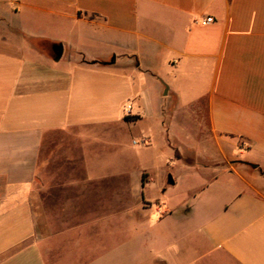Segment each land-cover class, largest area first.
<instances>
[{
	"label": "crops",
	"instance_id": "0c3cea01",
	"mask_svg": "<svg viewBox=\"0 0 264 264\" xmlns=\"http://www.w3.org/2000/svg\"><path fill=\"white\" fill-rule=\"evenodd\" d=\"M0 264H264V0H0Z\"/></svg>",
	"mask_w": 264,
	"mask_h": 264
},
{
	"label": "built area",
	"instance_id": "2783aa9c",
	"mask_svg": "<svg viewBox=\"0 0 264 264\" xmlns=\"http://www.w3.org/2000/svg\"><path fill=\"white\" fill-rule=\"evenodd\" d=\"M214 22V19L213 18H211V17H207L206 19H204L203 21H202V25H209V24H211V23H213ZM131 110H132V106L131 105H128L127 107H126V109H125V114L127 115V116H130L131 115ZM134 144H137V142H134ZM141 144L142 145H147L148 144V141H147V139H143L142 140V142H141Z\"/></svg>",
	"mask_w": 264,
	"mask_h": 264
},
{
	"label": "water",
	"instance_id": "95a60500",
	"mask_svg": "<svg viewBox=\"0 0 264 264\" xmlns=\"http://www.w3.org/2000/svg\"><path fill=\"white\" fill-rule=\"evenodd\" d=\"M63 54V48L60 46L58 49H56V60H60V58L62 57Z\"/></svg>",
	"mask_w": 264,
	"mask_h": 264
},
{
	"label": "rangeland",
	"instance_id": "374dc122",
	"mask_svg": "<svg viewBox=\"0 0 264 264\" xmlns=\"http://www.w3.org/2000/svg\"><path fill=\"white\" fill-rule=\"evenodd\" d=\"M181 123H182V122H181ZM183 123H184V124H187L186 121H184ZM230 151H231V146L229 145V153H230ZM234 162H235L234 159H229V165H230V163H231V164H234ZM229 167H230V166H229Z\"/></svg>",
	"mask_w": 264,
	"mask_h": 264
}]
</instances>
